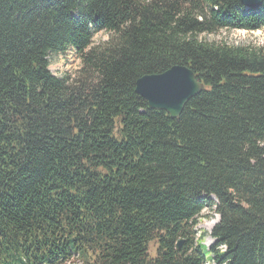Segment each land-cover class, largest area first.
I'll return each mask as SVG.
<instances>
[{"label":"trees","instance_id":"16d2710c","mask_svg":"<svg viewBox=\"0 0 264 264\" xmlns=\"http://www.w3.org/2000/svg\"><path fill=\"white\" fill-rule=\"evenodd\" d=\"M262 29L264 2L0 0V264H264V46L200 39ZM176 65L204 88L172 119L135 83Z\"/></svg>","mask_w":264,"mask_h":264},{"label":"water","instance_id":"95a60500","mask_svg":"<svg viewBox=\"0 0 264 264\" xmlns=\"http://www.w3.org/2000/svg\"><path fill=\"white\" fill-rule=\"evenodd\" d=\"M246 9H258L264 0H240ZM194 73L187 67L176 65L162 74L147 75L135 83V92L153 110L166 112L172 119L178 118L185 105L203 91ZM182 241L177 244L181 247Z\"/></svg>","mask_w":264,"mask_h":264},{"label":"rangeland","instance_id":"374dc122","mask_svg":"<svg viewBox=\"0 0 264 264\" xmlns=\"http://www.w3.org/2000/svg\"><path fill=\"white\" fill-rule=\"evenodd\" d=\"M109 35L103 32H98L93 35V45L106 42ZM200 39L207 42L225 43L233 46H251L262 47L264 46V29L254 32L243 30H220L215 34L201 35ZM49 70L57 77L64 74L71 75L72 77L77 73L80 68L81 61L77 54L72 49H68L63 54L50 55ZM219 220L218 215H215L212 210L205 209L200 216L196 219V238L203 237V244L208 248L214 245V240L210 237V232ZM150 256L155 255L156 244L151 243ZM66 264H81L76 259L69 261ZM212 264V263H207Z\"/></svg>","mask_w":264,"mask_h":264}]
</instances>
